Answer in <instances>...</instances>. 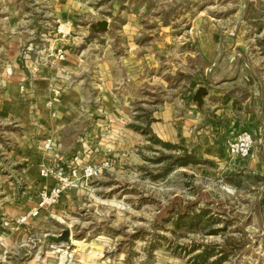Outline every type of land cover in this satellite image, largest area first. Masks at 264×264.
<instances>
[{
	"label": "rangeland",
	"instance_id": "374dc122",
	"mask_svg": "<svg viewBox=\"0 0 264 264\" xmlns=\"http://www.w3.org/2000/svg\"><path fill=\"white\" fill-rule=\"evenodd\" d=\"M84 2L0 0V236L9 238L0 253L7 258L2 264H196L207 249L215 253L208 264H264V207L259 204L264 177L227 172L212 160L175 167L186 149L172 143L175 148H165L143 134L152 131L148 122L158 105L176 102L204 111L207 103H215L213 82L233 83L224 90L225 99L237 96L238 110L255 82L264 89V0ZM255 9L260 20L247 22ZM102 21L109 23L107 30H93ZM208 28L220 35L217 51H207ZM75 48L88 50L84 62L115 68L124 61L141 63L146 81L131 104L126 140L114 156L96 149L81 160L80 165L106 158L113 163L89 185L87 195L71 194L75 199L66 203L61 199L43 212L47 217L25 228L6 227L17 218L6 213L10 204L23 205L20 215L25 214L47 184L39 175L27 179V160L39 139L27 124L25 89L20 102L11 97H18L28 68L37 73L43 63L57 64L58 51L66 59L79 56ZM216 61L218 70H227L214 80L210 70ZM231 64L237 66L234 74H228ZM202 89L207 94L200 107L196 95ZM201 212L207 213L199 226L176 225L180 217ZM65 229L72 233L70 245L48 240Z\"/></svg>",
	"mask_w": 264,
	"mask_h": 264
},
{
	"label": "crops",
	"instance_id": "0c3cea01",
	"mask_svg": "<svg viewBox=\"0 0 264 264\" xmlns=\"http://www.w3.org/2000/svg\"><path fill=\"white\" fill-rule=\"evenodd\" d=\"M71 3L80 5L85 2L71 0ZM207 33L206 37H209L207 51L219 50L220 35L217 29L208 28ZM80 40L76 38L75 45H78ZM74 50L81 54L68 55L65 61L57 64L43 63L39 65L37 73L32 71V66L28 68V72L24 73L26 83L22 82L21 78L19 80L22 88L20 87L18 97H11L12 100L20 102L25 95V106L29 108L27 116L30 118L27 124L34 132L32 134L39 139L37 142L39 145L33 150L34 155L27 160L29 171L27 179L40 176V167L54 161L64 164L71 163L74 159L78 162L86 161L96 149L101 154L114 156L117 148L126 140L124 137L127 136L128 129L125 126L129 121L131 104L139 98L136 94L146 81L141 78V63L124 61L115 68L104 63L98 64L88 60L84 62L81 59L84 56L88 59V50L85 48ZM216 63L217 61L210 70L214 80L218 79V73L225 77L227 70V68L218 70ZM233 65H230L228 74L235 73L237 66ZM246 66L249 67L247 64ZM66 73L73 77L72 82L64 91L61 101L49 107L51 88L56 79ZM212 84L214 88L211 94L216 97V101L212 105L207 103L204 111L192 105L185 108L186 105L182 106V103L176 105V102L156 106L157 110H154L151 116L154 120L150 125L153 133L164 142L180 145L189 152L195 151L199 160L215 161L224 171L264 177L263 85L260 81L255 82V85L249 88L251 97L247 98L242 104V109L238 110V106L235 109L233 105L237 96L225 99L224 90L233 83L226 82L221 86L216 82ZM24 89V95H20ZM241 129L252 130V134L257 138L247 159L232 158L228 152L229 142ZM48 138L57 141V147L52 152H47L44 148V142ZM26 144L32 147L29 139ZM90 188L67 191L62 197V202L75 199L70 197L71 194L80 197L87 195V191H91ZM259 201L264 207V192L260 195ZM11 206L10 204V208L6 210L9 215L16 218L24 213L23 205H15L14 208ZM43 216L48 215L43 213ZM8 240L9 238L0 236V253L4 252L3 248Z\"/></svg>",
	"mask_w": 264,
	"mask_h": 264
},
{
	"label": "built area",
	"instance_id": "2783aa9c",
	"mask_svg": "<svg viewBox=\"0 0 264 264\" xmlns=\"http://www.w3.org/2000/svg\"><path fill=\"white\" fill-rule=\"evenodd\" d=\"M66 60V55L62 51H58L56 55L57 62ZM8 76H12L13 69L7 70ZM73 77L66 73L59 76L51 88V99L48 102L49 107L61 101L64 91L70 86ZM255 145L253 134L248 129H243L238 135L229 142L228 152L232 158L247 159L250 157ZM57 147V141L48 138L44 142V148L47 152H52ZM77 159L71 163H61L54 161L40 167V177L47 181L46 186L42 187L38 193V197L34 206H32L25 214L20 215L12 221L5 223L6 227L26 226L33 219H41L43 212L55 207L60 203L63 195L67 191L88 189L89 185L111 170L113 163L109 158L99 162H88L80 165ZM6 260V257L0 255V264Z\"/></svg>",
	"mask_w": 264,
	"mask_h": 264
},
{
	"label": "trees",
	"instance_id": "16d2710c",
	"mask_svg": "<svg viewBox=\"0 0 264 264\" xmlns=\"http://www.w3.org/2000/svg\"><path fill=\"white\" fill-rule=\"evenodd\" d=\"M252 7H254V5H252ZM256 10V9H255ZM261 18V13H259V11H253V13H250L249 12V15L246 19L247 22H250V23H255L256 21L260 20ZM152 121H149L148 122V126L150 127ZM137 130H143V129H137ZM143 134L147 135L148 137L152 138V140L154 142H156L157 144L161 145V146H164L165 148H175L173 145H171L170 143H164L158 139H156L155 137H153V134H152V131L150 129H147ZM185 154L176 159L175 163L173 164V166L175 167H189V166H197L199 164H202V162L196 157L195 153H192V154H189L187 153V151H184ZM173 166H171L167 172H171L173 171ZM207 212H201L197 215H195V217L191 218L188 216H183V217H180V220H178L176 222V225L180 227H182L181 225L183 226H199V224L202 223V219H203V216L206 214ZM217 233L214 232V234ZM215 253L212 252L211 250H205L202 254L200 255H197L196 257V261L197 263L196 264H208L209 263V260L211 258H213L215 255ZM223 259H221L222 261ZM217 262H214V264H216Z\"/></svg>",
	"mask_w": 264,
	"mask_h": 264
},
{
	"label": "water",
	"instance_id": "95a60500",
	"mask_svg": "<svg viewBox=\"0 0 264 264\" xmlns=\"http://www.w3.org/2000/svg\"><path fill=\"white\" fill-rule=\"evenodd\" d=\"M93 30L101 33L107 30L108 22L102 21L97 23V25L92 26ZM207 92L205 90H200L196 95V102L200 107L203 105V96H205ZM48 240L51 243H55L56 245H70L72 242V233L69 229L63 230L62 234L59 236H49Z\"/></svg>",
	"mask_w": 264,
	"mask_h": 264
},
{
	"label": "bare ground",
	"instance_id": "6f19581e",
	"mask_svg": "<svg viewBox=\"0 0 264 264\" xmlns=\"http://www.w3.org/2000/svg\"><path fill=\"white\" fill-rule=\"evenodd\" d=\"M72 240H73V237H72Z\"/></svg>",
	"mask_w": 264,
	"mask_h": 264
}]
</instances>
